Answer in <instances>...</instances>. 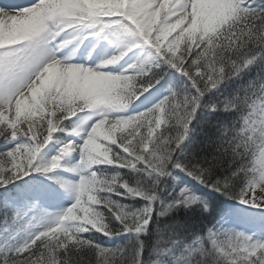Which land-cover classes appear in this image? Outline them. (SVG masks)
<instances>
[{
  "label": "snow or ice",
  "instance_id": "obj_1",
  "mask_svg": "<svg viewBox=\"0 0 264 264\" xmlns=\"http://www.w3.org/2000/svg\"><path fill=\"white\" fill-rule=\"evenodd\" d=\"M254 3L0 0V138L11 144L0 188L79 156L65 168L77 181L56 178L70 206L6 217L23 239L0 244V264H264V239L208 223L215 194L264 207L250 195L264 192V0ZM89 40L115 54L74 62ZM170 71L179 84L127 111ZM117 235L130 241L98 239Z\"/></svg>",
  "mask_w": 264,
  "mask_h": 264
},
{
  "label": "rangeland",
  "instance_id": "obj_2",
  "mask_svg": "<svg viewBox=\"0 0 264 264\" xmlns=\"http://www.w3.org/2000/svg\"><path fill=\"white\" fill-rule=\"evenodd\" d=\"M15 2L26 6L32 3L33 0H15ZM256 5H258V0H255L253 7H256ZM94 43L91 40L85 41L75 54L74 62L83 63L87 61L88 64H91L93 59L99 62L106 55L115 54L113 47L107 46L104 42L97 44L95 50L91 51ZM90 51L91 59L89 58ZM133 60L134 57L129 54L128 57H125L124 61H121L120 64L114 67L119 70L122 65L126 66L125 61L131 63ZM163 93V88L158 89L154 87L136 100L133 107H146L152 103H156L163 96ZM9 147H11V144L6 143L5 149L1 148L0 150L5 151ZM58 148L59 143L54 139L44 149L42 153L43 158L50 159L51 156L57 153ZM78 159V154L73 153L63 162L64 167L52 173H32L30 176L14 182L12 189H15L13 193H9L8 187L5 188L3 203L13 211V214L21 211L28 212L29 216L36 217H39L44 212L54 215L66 209L74 201V194L69 189L62 187L56 178L73 182L77 181L78 176L66 171L65 168L75 164ZM250 195H255L257 200L264 201V192L260 188H257L255 193H251ZM225 223L231 229L244 232L255 238L264 239V207H253L249 204L239 202L230 207ZM5 227V222L0 224V244H4L5 242L9 244L18 243L23 239V233H18L15 227H10L7 231H5Z\"/></svg>",
  "mask_w": 264,
  "mask_h": 264
},
{
  "label": "trees",
  "instance_id": "obj_3",
  "mask_svg": "<svg viewBox=\"0 0 264 264\" xmlns=\"http://www.w3.org/2000/svg\"><path fill=\"white\" fill-rule=\"evenodd\" d=\"M258 3H259V5H257L256 8H259L261 6L262 0H259ZM179 83H180L179 74L170 71L168 74H166L165 78L161 81V83L157 84L155 87L163 88L164 92H165L164 95H166L167 94V88L169 87L170 84H179ZM232 87H235V85L233 84ZM153 104H155V103H152L146 107L135 109L130 113H135L137 111H143L146 108L151 107ZM58 135H62V134H58ZM5 143L6 142L2 138H0V148L3 147ZM190 184L194 185L195 189L198 192H206L207 191V189H203L202 186L196 185L194 181H190ZM215 195L218 197V199L220 201V211H219L218 215L215 217V219L208 221V223L209 224L215 223V224H217V226L222 225L225 228H229L228 225L226 223H224V221L227 218V214H228L232 204H237L240 201L237 199H228L224 196H220L219 194H215ZM122 202H127V201H122ZM11 215H12V212H10V210L6 209L0 202V224H2L3 222L6 221V217L10 220ZM203 230L204 229L201 228V231H203ZM98 239H99V242L106 247H116L118 245L126 244L130 241V237L127 235H117V236H112V237H99L98 236ZM149 242H151V241H149ZM174 251L178 252L179 248L174 249Z\"/></svg>",
  "mask_w": 264,
  "mask_h": 264
}]
</instances>
